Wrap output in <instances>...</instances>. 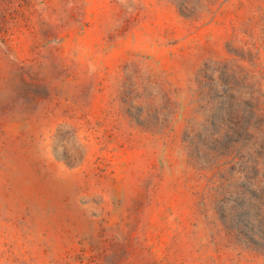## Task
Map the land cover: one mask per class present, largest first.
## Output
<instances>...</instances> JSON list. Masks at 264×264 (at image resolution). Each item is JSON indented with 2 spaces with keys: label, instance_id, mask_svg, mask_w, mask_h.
I'll use <instances>...</instances> for the list:
<instances>
[{
  "label": "rangeland",
  "instance_id": "374dc122",
  "mask_svg": "<svg viewBox=\"0 0 264 264\" xmlns=\"http://www.w3.org/2000/svg\"><path fill=\"white\" fill-rule=\"evenodd\" d=\"M0 264H264V0H0Z\"/></svg>",
  "mask_w": 264,
  "mask_h": 264
}]
</instances>
